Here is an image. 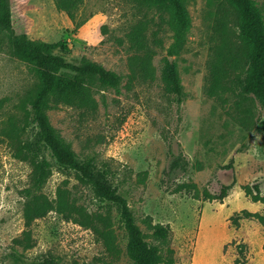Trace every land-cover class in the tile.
<instances>
[{
    "label": "rangeland",
    "instance_id": "obj_1",
    "mask_svg": "<svg viewBox=\"0 0 264 264\" xmlns=\"http://www.w3.org/2000/svg\"><path fill=\"white\" fill-rule=\"evenodd\" d=\"M76 5L71 18L57 0H0V264H136L117 206L48 147L38 157L26 149L37 146V77L16 47L29 40L65 41L70 50L56 53L67 60L120 75L119 91L91 79L96 110L61 104L48 114L80 160L107 171L160 264H264V222L241 216L264 217V200L253 199L264 198V109L242 88L238 12L227 0H187L191 28L176 46L167 11L139 0ZM167 62L177 65L181 101L165 82ZM219 68L224 86L211 93ZM35 159L49 163L41 185ZM157 225L166 239L153 235Z\"/></svg>",
    "mask_w": 264,
    "mask_h": 264
},
{
    "label": "trees",
    "instance_id": "obj_2",
    "mask_svg": "<svg viewBox=\"0 0 264 264\" xmlns=\"http://www.w3.org/2000/svg\"><path fill=\"white\" fill-rule=\"evenodd\" d=\"M141 4L149 8L155 7L169 12V24L174 31L175 45H180L191 28V17L187 8V0H139ZM213 1V0H210ZM238 12L239 38L242 43V57H246L247 74L243 79L242 88L248 94L255 95L264 109V13L258 7L256 0H227ZM77 0H57L60 9L68 12L71 18H75L73 9L77 6ZM56 50L69 51V45L65 41L44 42L29 40L16 47L17 55L35 70L37 82L35 92L31 99V116L38 125L37 142L27 144L26 149L38 157V151L44 145L48 147L56 161L65 168L72 169L79 177L92 182L96 194L114 205L120 211L122 222L129 235L128 252L136 264H160L165 261L159 249L145 239L142 229L136 222L126 199L117 192L113 186L107 171L95 173L91 160H80L74 149L66 143L58 134L50 121L48 111L57 108L61 104L77 106L88 110H96L98 103L90 87V81L97 77L99 81L116 91L120 90L121 77L101 63L83 57L79 63L66 59ZM221 56H223L221 54ZM233 58L235 55H232ZM238 64L241 59L235 58ZM223 69L214 72L211 84V93L223 87ZM164 79L168 88L179 96L181 101L182 84L175 62H167L164 68ZM36 166V184L41 185L46 177L49 163L45 159L32 160ZM259 190V185H255ZM231 185H223L220 198H224ZM248 194L252 193L249 186ZM253 199L264 200L260 194L253 195ZM241 216H255L264 222V217L258 213L243 210ZM153 235L157 239H166L169 230L164 225H157ZM52 262L46 259V264Z\"/></svg>",
    "mask_w": 264,
    "mask_h": 264
}]
</instances>
